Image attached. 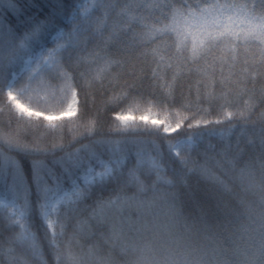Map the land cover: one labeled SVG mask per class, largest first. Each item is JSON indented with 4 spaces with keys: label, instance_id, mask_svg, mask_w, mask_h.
<instances>
[{
    "label": "snow or ice",
    "instance_id": "6c2138e0",
    "mask_svg": "<svg viewBox=\"0 0 264 264\" xmlns=\"http://www.w3.org/2000/svg\"><path fill=\"white\" fill-rule=\"evenodd\" d=\"M0 10V264H264V0Z\"/></svg>",
    "mask_w": 264,
    "mask_h": 264
},
{
    "label": "trees",
    "instance_id": "16d2710c",
    "mask_svg": "<svg viewBox=\"0 0 264 264\" xmlns=\"http://www.w3.org/2000/svg\"><path fill=\"white\" fill-rule=\"evenodd\" d=\"M129 2V0H119V3L123 4V3H127ZM139 2H143V3H149L151 2V0H139ZM45 3V0H20V4L23 7V10L25 11V13L27 14H31L33 12H37L38 11V6L40 4ZM151 9H146L145 10V15H148L149 13H151ZM103 14H101L100 17H102ZM112 16L109 17V22H111L112 20ZM7 19L8 21L11 22H15V13H11V14H6L4 13L2 10H0V20H5ZM107 96L101 97L99 95V93H96L95 97H94V104H93V109H95L96 107H98L102 100H106ZM6 100V98L4 97H0V103H3ZM243 103V100H241V105ZM116 111H119V109H116ZM105 117L107 120H110L112 117V111H108L105 114ZM11 120V127L12 129L16 128L17 125V121L15 118V114L14 113H7V112H0V130H4L7 131L8 130V121ZM85 122V117H81L78 121L77 124L80 125L79 127H75L72 128L70 130V126L68 123H65L64 128H63V143L65 145H68L69 142L73 141V139L75 138V142L71 143V147L68 148L67 150H72L75 149L77 147H79L80 145H83L85 143L88 142L89 139H94L95 137H88L87 133L84 131L82 125ZM223 127H227V124L223 125ZM107 134L108 133V126L107 123H104L103 125L98 124L97 128H96V135L99 136L100 134ZM35 135H39V133H36ZM81 136H83V138H81ZM24 139L26 141H32L33 139V134L29 133L27 134ZM52 137L48 136L42 139L41 143L50 146L51 142H52ZM234 139V137H233ZM57 140H59V136L57 137ZM212 143L219 145L221 143V139L219 137H215L212 139ZM4 151H7V149L5 148ZM60 152H57V155H60ZM10 155L15 156L18 160H21L23 163V166L25 168L28 167V159L27 158H23L21 154H18L17 152L13 151L10 153ZM193 158L195 159V154H193ZM202 162V161H201ZM241 165H237V171H229L227 173L220 171L219 169H216L215 167H212V170L219 176H221L223 178V180L232 188L233 191H239L240 187H241V182L239 179V175H238V169ZM246 198L247 199H252L253 197L251 196V194H246ZM86 215V214H85ZM71 231V229H69V232ZM4 235H8V233H5ZM42 235V233H41ZM63 239H67V234ZM93 241H86V243H92ZM4 247H7V245H4ZM103 250L107 251L108 247L107 245H102ZM0 259H3V255L2 253H0ZM118 259H122V257H118Z\"/></svg>",
    "mask_w": 264,
    "mask_h": 264
},
{
    "label": "rangeland",
    "instance_id": "374dc122",
    "mask_svg": "<svg viewBox=\"0 0 264 264\" xmlns=\"http://www.w3.org/2000/svg\"><path fill=\"white\" fill-rule=\"evenodd\" d=\"M81 2H84V0H81ZM101 14H103L102 12H100L99 10H97V11H95L94 13H93V15L94 16H101ZM22 103H25V105H26V102L25 101H21ZM27 106V105H26Z\"/></svg>",
    "mask_w": 264,
    "mask_h": 264
}]
</instances>
